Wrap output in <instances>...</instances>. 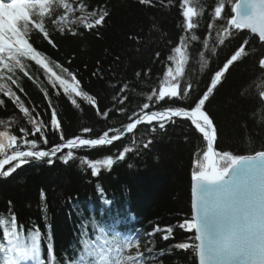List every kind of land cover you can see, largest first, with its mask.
I'll list each match as a JSON object with an SVG mask.
<instances>
[{"label":"trees","instance_id":"trees-1","mask_svg":"<svg viewBox=\"0 0 264 264\" xmlns=\"http://www.w3.org/2000/svg\"><path fill=\"white\" fill-rule=\"evenodd\" d=\"M236 1L225 0L224 19L214 21L213 13L219 0H192V6L200 14L193 18L196 27L188 32L182 0H152L149 4H142L140 0H67L74 11L68 13L62 23L68 24L76 35L67 31L61 33L46 16L49 39L56 46L49 44L38 31L31 33L30 42L53 62L55 71L60 73V69L55 68V64H59L73 73L80 81L81 89L96 98V107L80 97H73L80 104L77 109L59 85L53 88L48 83L43 69L33 61H24L31 79L17 71L13 77L16 84L6 78L3 82L20 97L32 116L47 125L44 131L48 144L41 142L39 133L31 135L32 125L28 119L12 99L0 93V99L4 101L0 105V121H10L7 134L17 136V145L7 153L27 147L21 144L25 138L21 129L29 133L28 140H37L39 149L48 150L62 143L49 123L53 110L65 139L77 135L98 138L110 128H123L130 122L128 117L147 102V95L159 89L171 63L167 57L174 55L173 50L179 46L182 37L192 34L198 39L187 42L185 75L193 84V90L186 99L174 100L172 105L192 106L207 90L214 73L243 46L246 54L229 67L206 102L205 110L216 126L218 151L247 155L264 150V103L261 98L264 70L259 67V61L264 57V45L252 34L236 30L224 38L222 45L218 43L216 26L232 16V5ZM80 3L85 5L86 12L107 11L103 24L86 30L78 21L70 23L80 15ZM63 12L62 8L53 6L49 15L51 19H57ZM210 24H214L211 29ZM205 40L209 49L215 46V53L204 49ZM201 51L208 60L203 70L199 61ZM156 52L160 53L159 58L155 56ZM98 68L101 71L94 75ZM136 72L141 73L139 78L135 76ZM124 83L129 84V90L120 93ZM181 87H184L183 82ZM119 95L128 96L122 105L113 100ZM167 106L168 102L162 101L148 111ZM97 108L101 114H97ZM120 108L125 111L121 113ZM105 111L107 117L102 115ZM85 127L92 131L83 132ZM149 127L141 125L135 133L105 147L74 149V158L67 164L59 159L66 154L64 151L53 158L51 165L46 163L47 159L30 160L10 176L0 177V215L15 214L21 231L39 228L42 256L49 255V243L53 246L52 260L46 264H64L69 259L66 251L77 244L72 241L73 235L77 233L81 237V227L92 235L93 224L97 231L114 224L123 233H152L145 235L149 240L146 248H151L148 254L140 251L143 242L139 240V251L145 264H198L191 249L175 246L194 242L190 239L194 233L181 230L177 225L192 214L191 173L195 161L202 160L206 142L186 119L178 118L174 124L169 122L165 130L157 128L154 134L148 133ZM133 135L139 147L127 153L124 160L116 159L124 147L132 146ZM149 138L153 143L145 149L141 141ZM82 156L92 160L112 156L116 162L110 170L102 168L99 175L93 176L87 165L81 167L79 157ZM157 225L161 228L173 226L168 240L163 239L165 233L154 232ZM135 252L133 248L131 254L135 255Z\"/></svg>","mask_w":264,"mask_h":264},{"label":"snow or ice","instance_id":"snow-or-ice-1","mask_svg":"<svg viewBox=\"0 0 264 264\" xmlns=\"http://www.w3.org/2000/svg\"><path fill=\"white\" fill-rule=\"evenodd\" d=\"M191 2L192 0H182V14L188 32H192L196 27L193 18L200 14L195 6H190ZM140 3L149 4L152 0H140ZM53 6L64 10L57 19H51L49 15ZM224 7L225 0H219L213 13L214 21L224 19L222 17ZM73 11L72 5L67 0H0V93L12 99L32 125L31 135L35 136L39 133L43 144H48L44 131L47 125L32 116L20 97L3 81L6 78L12 84H16L13 77L17 71L29 76L25 70L24 61H33L43 69L48 83L53 88L59 85L77 109L80 108V104L73 97H80L87 104L96 107V98L81 89L80 81L73 73L68 72L59 64H55V68H59L60 73L55 71L52 66L53 62L30 42L31 33L38 31L44 39L48 40L49 44L56 46L49 39V32L45 26L46 16L61 33L67 31L76 35L68 24L62 23L67 19L68 13ZM79 11L80 15L70 23L78 21L86 30L102 25L105 17L108 16L107 11H101L99 14L95 10L86 12L83 3L79 4ZM231 11L234 15L226 19L224 24L216 26L219 44L222 45L224 38L231 36L233 30L245 29L256 34L259 40L264 42V0H237L232 5ZM213 26L214 24H210L209 28ZM197 39L195 34L181 38L179 46L173 50L174 55L167 57L171 63L166 69L159 89H154L147 95V102L128 117L130 122L123 128H110L98 138H83L77 135L65 139L60 129L57 113L53 110L49 123L51 129L58 133L62 143L53 145L50 150H39L37 140H28L26 137L29 133L26 129H21L25 133L21 144L27 147L24 150L17 148L11 155H5V158L0 160V177L10 176L17 168L30 160L42 161L47 158L46 163L51 165L54 163L53 158L65 149H67L66 154L59 156V159L67 164L70 159L74 158V149L111 145L114 141L121 140L126 134L135 133L139 125L150 126L147 131L154 134L157 128L165 130L169 122L174 124L176 118L186 119L201 134L206 142V150L203 152L202 160L195 161L191 173L192 214L190 218L180 221L177 225L181 230L194 233V237L190 238L194 242L179 243L175 247L183 250L191 249L198 257L199 264H264V150L247 155L218 151L215 147L216 126L205 110L206 102L213 95V90L221 83L229 67L246 54L245 47H239L224 63L223 68L214 73L207 90L192 106L188 108L173 106L172 101L186 99L193 90V84L186 78L185 66L188 62L187 42ZM203 47L213 53L216 51L215 46L209 49L207 40L204 41ZM155 56L159 58L160 53L156 52ZM199 61L201 70H203L208 64L203 51L199 54ZM259 67L264 69V59L259 61ZM100 71L98 68L94 75ZM64 74L70 79L65 78ZM135 76L139 78L141 73L136 72ZM29 79H31L30 76ZM182 82L183 88L181 87ZM17 87H19L18 84ZM20 90L23 91L22 88ZM126 90H129L128 83H124L119 91L124 93ZM44 95H48L47 91H44ZM261 95L264 96V93ZM113 100H118V103L122 105L128 100V96H114ZM162 101L168 102L169 106L148 111L150 107L155 108V105ZM3 103L4 101L0 99V105ZM49 106H51V101H49ZM119 111L123 113L125 109L120 108ZM97 114H101L98 108ZM107 114V111L102 113L105 117ZM82 131L88 133L92 129L85 127ZM110 132L114 135H110ZM131 139L132 146L124 147L116 159L124 160L127 153L133 151L134 147H139L136 136L133 135ZM141 143L143 148L147 149L153 140L149 138L146 141L142 140ZM16 145V135L0 132V155H4L6 147ZM79 160L81 167L87 165L93 176L99 175L102 168L110 170L116 162L112 156L96 160L82 156ZM13 161L16 163L5 171V165ZM41 198L44 199L43 192ZM8 203L11 205V201ZM105 203L110 204V201H105ZM154 232L165 233L163 239L168 240L173 233V226L161 228L157 225ZM81 233L77 244L72 246L75 255L66 260L64 264H145L143 254L139 251L138 234L120 232L114 224L103 226L99 231L93 224L92 235L81 227ZM151 234L146 233L145 235ZM41 240L42 235L38 227L21 231L18 217L15 214L0 215V264H46V261L52 260L53 246L51 243L47 245L49 255L44 257ZM133 248L136 249L135 255L131 254ZM148 251L151 252V248Z\"/></svg>","mask_w":264,"mask_h":264},{"label":"rangeland","instance_id":"rangeland-1","mask_svg":"<svg viewBox=\"0 0 264 264\" xmlns=\"http://www.w3.org/2000/svg\"><path fill=\"white\" fill-rule=\"evenodd\" d=\"M190 6H192V2H191V4H190ZM10 125H11V124H10V121L0 123V132H4V133L7 134V131H8V129H9V126H10ZM7 135H8V134H7ZM12 148H14V147H11V146L6 147V148H5L6 151L4 150V153H5V152L7 153V151L10 150V149H12ZM7 154H8V153H7ZM5 155H6V154H5ZM2 156H3V155H0V157H2ZM141 238H142V240H144V241H143V243L140 245V251H141L142 253H144V254H148L149 251H148L147 248H146V243H148L149 240L147 239V236H145L144 234L141 236Z\"/></svg>","mask_w":264,"mask_h":264},{"label":"bare ground","instance_id":"bare-ground-1","mask_svg":"<svg viewBox=\"0 0 264 264\" xmlns=\"http://www.w3.org/2000/svg\"><path fill=\"white\" fill-rule=\"evenodd\" d=\"M237 2V1H236ZM232 15H233V13H232ZM231 18V17H230ZM255 37V36H254ZM257 38V37H256ZM258 39V38H257ZM259 40V39H258ZM261 43V42H260ZM264 45V44H263ZM264 58V57H263ZM204 94V93H203ZM202 94V95H203ZM139 126H141V125H139ZM138 126V127H139ZM137 127V128H138ZM132 134V133H131ZM216 143H217V140H216V142H215V147H216ZM105 146H108V145H104V146H98V147H105ZM48 150H50V149H48ZM191 186H192V182H191ZM126 226V225H125ZM81 235H82V233H81ZM79 238H80V234H77V233H75L74 235H73V239H72V241L73 242H75V243H77L78 242V240H79ZM65 255H66V257L67 256H69L68 258H71V257H73L74 255H75V253L73 252V250H72V248H69L68 249V251H66V253H65ZM65 260H66V258H65ZM47 264H52V263H47Z\"/></svg>","mask_w":264,"mask_h":264},{"label":"water","instance_id":"water-1","mask_svg":"<svg viewBox=\"0 0 264 264\" xmlns=\"http://www.w3.org/2000/svg\"><path fill=\"white\" fill-rule=\"evenodd\" d=\"M233 15H234V13H233ZM242 31H245V32H248V33H250V34H252L253 36H255V37H257L258 39H259V37L256 35V34H253V33H251V32H249V30H247V29H245V30H242ZM260 41V40H259ZM262 44H264V42H262V41H260ZM264 59V58H263ZM264 70V69H263ZM263 93H264V91H263ZM261 98H262V101H263V103H264V96H261ZM127 135V134H126ZM125 135V136H126ZM124 137V136H123ZM122 137V138H123ZM115 142V141H114ZM192 185H193V181H192ZM191 189H192V186H191ZM191 200H192V196H191ZM192 210V209H191ZM196 259H197V263L199 264V262H198V257L196 256Z\"/></svg>","mask_w":264,"mask_h":264}]
</instances>
